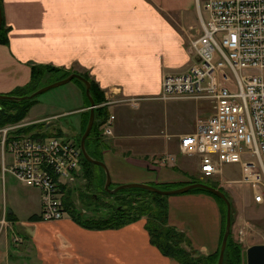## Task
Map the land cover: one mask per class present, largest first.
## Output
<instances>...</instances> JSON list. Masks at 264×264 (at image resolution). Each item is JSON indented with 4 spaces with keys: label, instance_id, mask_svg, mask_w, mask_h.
<instances>
[{
    "label": "crops",
    "instance_id": "1",
    "mask_svg": "<svg viewBox=\"0 0 264 264\" xmlns=\"http://www.w3.org/2000/svg\"><path fill=\"white\" fill-rule=\"evenodd\" d=\"M0 4L7 29V40L0 42V93L13 94L30 85L34 66L54 67L60 78L79 73L104 98L96 107L106 106L115 116L113 133L105 136L100 152L114 183L178 187L198 178V158L180 151L181 132L158 128L151 118L156 102L163 101L154 99L162 77L185 72L195 61L187 40L189 33H201L198 0ZM75 78L79 104L62 114L76 111L83 119L90 100L85 83ZM126 98L136 100L125 103ZM35 114L28 122L46 117ZM31 188L27 197L11 202L10 210H0V264H179L151 242L145 216L104 229L84 227L68 210L62 219L46 221L40 218L41 191ZM10 194L4 188V196ZM167 203L169 224L185 233L198 254H215L223 232L220 202L206 192L190 191L168 195ZM253 203V194H246L241 206ZM77 211L81 214L79 207Z\"/></svg>",
    "mask_w": 264,
    "mask_h": 264
},
{
    "label": "built area",
    "instance_id": "2",
    "mask_svg": "<svg viewBox=\"0 0 264 264\" xmlns=\"http://www.w3.org/2000/svg\"><path fill=\"white\" fill-rule=\"evenodd\" d=\"M202 33L190 41L195 61L187 71L162 77L155 99H209L214 111L195 130L181 134L180 151L198 158L200 178H214L226 164L241 165V183L264 203V0H198ZM135 98H126L132 102ZM114 115L102 125L113 133ZM18 122L0 128L2 167L41 191L40 218L62 219L64 187L78 176L81 149L71 139L35 135ZM167 158V157H165ZM5 222V220H2ZM252 225H248L250 228ZM247 226L241 225L243 237Z\"/></svg>",
    "mask_w": 264,
    "mask_h": 264
},
{
    "label": "rangeland",
    "instance_id": "3",
    "mask_svg": "<svg viewBox=\"0 0 264 264\" xmlns=\"http://www.w3.org/2000/svg\"><path fill=\"white\" fill-rule=\"evenodd\" d=\"M3 32V35H5L6 29H4ZM201 33H189L187 47L190 53V41L193 38L199 36ZM60 77L61 75L58 72L51 73L49 71H46L42 75L41 71V74L39 76L37 75L35 79H32L30 85H28L26 88H19L16 95L21 96L24 94H29L36 89L43 87L42 82L45 86L63 79ZM74 84H76V79L50 88L38 94L36 97L37 101L33 100L35 103L31 108H29L28 115H26V117L23 118L20 123L35 119V113H37L35 114L36 116H40L38 118L46 116L45 118H43V122L37 123H42L40 129L47 131L51 136L58 135L60 137H66L74 142L77 141V144L78 142H80L78 146L81 149V138L88 125L91 104L89 105V108L87 110L88 113L85 114L83 119L82 115L76 111L68 114H62L65 109L70 110L71 108L79 104L77 103V97L78 93L80 94V92L78 91V89H76L77 87L75 88ZM12 95L15 94L13 93ZM98 96L102 95L98 94ZM31 101H28L26 103H17H19L20 105H29ZM103 102L104 101H102V103ZM165 102L166 103H164V101L156 102L157 108L154 110L151 118L152 122H154L156 126H158V128L162 127L166 131H169L171 133L181 132V134H184L186 130H191L195 125H197L201 119L210 117L214 111V103L209 99L186 98L173 99ZM125 103L131 102L125 101ZM3 107L4 105H1L0 109H2ZM7 110L15 112L16 105H14L13 108H9ZM37 127L38 125L35 126V128ZM90 134L87 137V139L89 140L88 144L86 142L88 147L87 149L91 154H94L98 159H100V152L102 153L103 151L101 142L103 143L105 141L102 126L100 127L98 133L100 140H102L100 143L99 141H97V139L94 140V138H89ZM181 134H178V137H180ZM1 136L2 134H0V210H6L7 208L10 210L12 201H16L19 197H27L31 192H33L34 189H32L30 186H25L11 173L3 171ZM96 145H98V148H96ZM81 155L84 157L82 150ZM192 157L195 156H190V158ZM76 174L78 175L76 177V180L71 185L64 187L63 199L66 203V206L71 205L74 206L75 209L79 207V212H81L80 215L83 218L96 215L97 217H106L113 214L117 210L124 209L126 211L127 209H129L127 202L131 199H133V201L139 199V202H135L138 205L140 202L143 203V201L150 204L154 198L153 193L147 194L146 192H139L138 189L134 188H127L126 190L122 189L116 192L106 190L105 172L102 167L97 166L92 162L88 164L81 163L80 167L78 168V173ZM196 175L198 177L200 176L199 171H197ZM196 175H194V178ZM241 177V165L226 164L221 174L217 175L214 178L206 179L212 180L213 182L217 183V185L222 188L221 190L226 192L230 198L232 204L231 237L233 243L241 245L244 254L243 261H245L246 251L248 247L253 244H264V203H253L249 207L241 206L242 198L246 196V194L248 197L252 196V190L250 189L249 185L240 182ZM124 183L130 182L114 183V181H112L110 189H115L116 187ZM161 185L158 186L160 187ZM170 185L173 186L172 188H175L177 186H174L173 184ZM4 188H7L9 192H11L9 196H4ZM21 202H23V200H21ZM235 202H237L238 204H235ZM69 213L71 212L69 211ZM242 224L247 226L246 233L245 235H243V237L239 234V229ZM248 225L252 226L248 228Z\"/></svg>",
    "mask_w": 264,
    "mask_h": 264
},
{
    "label": "trees",
    "instance_id": "4",
    "mask_svg": "<svg viewBox=\"0 0 264 264\" xmlns=\"http://www.w3.org/2000/svg\"><path fill=\"white\" fill-rule=\"evenodd\" d=\"M4 29H6V27L3 24L1 32H0V42L7 40L6 34L3 35ZM33 68H34L33 79H35L37 75L39 76L41 74V71L43 75V73L46 71L53 72V71L58 70V69H55L54 67H50V66L44 67L42 65L34 66ZM91 92L96 101V104L97 103L100 104L102 103V101H104V98L102 96H98L99 93H98L97 86L93 83H92ZM17 93L18 91L15 92L14 94L16 95ZM33 100L34 101L36 100V96L30 99L23 100L21 102L8 100V99H0V106L4 105V107L0 109V127H3L9 123H17V122L22 121L23 118H25L26 115H28L29 108H31L33 104L35 103ZM28 101H31L29 105L19 104V103H26ZM14 105H16L15 112L7 110L9 108H13ZM109 115H110V112L106 106L96 107L95 122H94L89 138H94V140L97 139L99 143L101 142L99 138V134H98L99 129L103 125V123L107 120ZM41 124L36 123V124L28 125L24 127V130L27 132L34 131V130L37 131V128L40 129ZM37 125L38 127L35 128V126ZM35 135L51 136L47 131H44V130L42 131L41 134L39 132H35ZM86 142L88 144L89 140L87 139ZM79 143L80 142H78V144ZM102 144L103 143L101 142V146L103 147ZM97 147L98 145H96V148ZM91 155L97 158L94 154H91ZM82 163L88 164L91 162H89L82 156ZM97 166H100V165H97ZM196 181H201V182L207 183L217 188L220 187L217 185V183L209 179H202L198 177L192 180V182H196ZM161 187L165 189V188H172L173 186H171L170 184H164V185H161L160 188ZM134 189H138L139 192H146L147 194L153 193L154 198L152 202L149 204L143 201V203L140 202L137 205V203L135 202H139V199L134 200V201L133 199H131L130 201L127 202L129 209H127L126 211L124 209L117 210L113 214L106 216V217H102V216L97 217L96 215V216H89V217L83 218L78 213L77 209L74 208V206L67 205L66 209L71 212L70 214L72 215V217H74L81 225H83L84 227L93 228V229L118 228L128 223H131L133 221H136L143 216H146L147 217L146 228L149 231V234L151 236V242L155 244L162 251L164 255L175 258L176 260H178L179 264H217L218 263L221 243H222L223 235L226 229V221H227V209H226L227 204L221 197L215 195L214 193L204 188H195V189L190 190V191H202V192L211 194L220 202L221 208H222L223 232H222V237L220 240V247L215 254L204 255V254H198V251L192 246L191 241L188 239V237H186L184 232L178 230L176 227L171 226L169 224L168 203L166 201V198L168 197L167 195H162L160 193L152 192V191H149L143 188H134ZM220 189L222 188L220 187ZM243 260H244L243 249L240 244L238 245L237 243H233V240L230 234L228 238L226 250H225V258H224L223 264H243L244 263Z\"/></svg>",
    "mask_w": 264,
    "mask_h": 264
},
{
    "label": "water",
    "instance_id": "5",
    "mask_svg": "<svg viewBox=\"0 0 264 264\" xmlns=\"http://www.w3.org/2000/svg\"><path fill=\"white\" fill-rule=\"evenodd\" d=\"M3 26V12H2V6L0 4V31L2 29ZM79 78L81 79L86 86V94L90 100V116H89V121H88V125L87 128L81 138V150L82 153L85 157V159H87L89 162H92L94 164L100 165L104 170H105V174H106V179H105V189L111 192H116L122 189H127V188H143L152 192H156V193H160L162 195H173V194H181V193H186L189 192L192 189L195 188H204L206 190H209L210 192L214 193L215 195L221 197L227 204V221H226V229L223 235V239H222V243H221V249H220V255H219V260L217 264H223L224 262V258H225V250H226V246H227V242H228V238L231 234V227H232V204L231 201L229 199V197L227 196V194L221 190L220 188L214 187L212 185H209L207 183L201 182V181H196V182H189L187 184H184L182 186L179 187H175L172 189H163L160 188L158 186L149 184V183H142V182H130V183H124L119 185L118 187H116L115 189H110V186L112 184V176L110 173V170L108 168V166L106 165V163L98 158L93 157L86 146V139L89 136L94 122H95V107H96V101L92 95L91 92V88H92V84L90 82L89 79H87L85 76L79 74V73H71L69 74L67 77L56 81L54 83L45 85L39 89H37L36 91L30 93V94H26V95H12V94H6V93H0V99H8V100H13V101H23L26 99H30L33 98L35 96H37L38 94L59 86L61 84L67 83L71 80H73V78ZM246 260H247V264H264V244L263 243H259V244H253L250 247L247 248L246 251Z\"/></svg>",
    "mask_w": 264,
    "mask_h": 264
}]
</instances>
